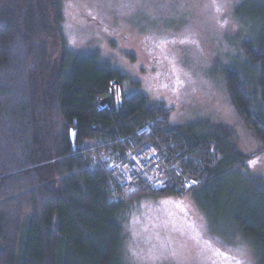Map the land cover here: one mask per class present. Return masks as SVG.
Returning <instances> with one entry per match:
<instances>
[{"label": "trees", "instance_id": "1", "mask_svg": "<svg viewBox=\"0 0 264 264\" xmlns=\"http://www.w3.org/2000/svg\"><path fill=\"white\" fill-rule=\"evenodd\" d=\"M63 22L62 0H0V264H125L122 217L133 200L210 188L202 209L211 215L214 200L227 197L264 264V185L218 184L258 153L234 155L225 136L173 124L171 108L129 92L140 83L121 68L72 49ZM243 47L245 64L226 68L225 79L264 148V39ZM150 144L178 171L161 191L140 183L122 193L98 160ZM184 174L200 185L185 190Z\"/></svg>", "mask_w": 264, "mask_h": 264}, {"label": "rangeland", "instance_id": "2", "mask_svg": "<svg viewBox=\"0 0 264 264\" xmlns=\"http://www.w3.org/2000/svg\"><path fill=\"white\" fill-rule=\"evenodd\" d=\"M62 3L63 37L72 49L96 52L121 68L140 83L129 92H144L171 108V122L187 124L188 133L221 134L234 155L258 153L220 186L243 178L264 185L263 143L240 116L225 79L226 68L245 64L243 44L264 39V0ZM215 191L133 200L122 217L124 263L259 264L252 245L236 229L227 197L215 198L211 215L200 206L198 199ZM213 249L235 259L226 260Z\"/></svg>", "mask_w": 264, "mask_h": 264}, {"label": "built area", "instance_id": "3", "mask_svg": "<svg viewBox=\"0 0 264 264\" xmlns=\"http://www.w3.org/2000/svg\"><path fill=\"white\" fill-rule=\"evenodd\" d=\"M149 129L148 125L140 132ZM98 162L109 173L122 193L135 190L140 183H145L152 190L161 191L170 180L169 172L178 171L175 164L166 162L154 144L137 150L126 149L123 152L116 150L110 155L102 156ZM200 183L199 177L185 174L181 182L185 190H191Z\"/></svg>", "mask_w": 264, "mask_h": 264}, {"label": "water", "instance_id": "4", "mask_svg": "<svg viewBox=\"0 0 264 264\" xmlns=\"http://www.w3.org/2000/svg\"><path fill=\"white\" fill-rule=\"evenodd\" d=\"M113 93H114V91H112V94H113ZM118 93H119V98H120V100H121V91L119 90ZM110 103H111V98H110V96H108V97L102 99L100 105H101V106H104V104H110ZM75 133H76L75 131H72V132H71V138H72V140L75 139V135H76Z\"/></svg>", "mask_w": 264, "mask_h": 264}, {"label": "snow or ice", "instance_id": "5", "mask_svg": "<svg viewBox=\"0 0 264 264\" xmlns=\"http://www.w3.org/2000/svg\"><path fill=\"white\" fill-rule=\"evenodd\" d=\"M209 247H210V243H209ZM214 254L219 255L221 257H223L224 259L228 260V259H235L234 257H229L226 253L220 252L219 249H213ZM236 264H241V261L237 260Z\"/></svg>", "mask_w": 264, "mask_h": 264}]
</instances>
